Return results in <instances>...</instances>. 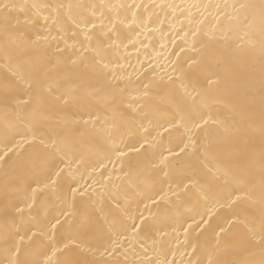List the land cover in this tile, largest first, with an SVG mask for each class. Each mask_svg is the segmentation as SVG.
<instances>
[{"label":"snow or ice","instance_id":"snow-or-ice-1","mask_svg":"<svg viewBox=\"0 0 264 264\" xmlns=\"http://www.w3.org/2000/svg\"><path fill=\"white\" fill-rule=\"evenodd\" d=\"M0 264H264V0H0Z\"/></svg>","mask_w":264,"mask_h":264}]
</instances>
